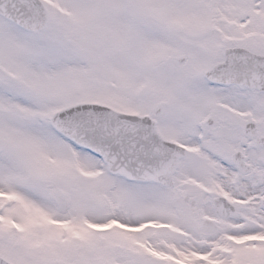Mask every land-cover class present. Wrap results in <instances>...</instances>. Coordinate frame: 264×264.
I'll return each mask as SVG.
<instances>
[{
    "label": "snow or ice",
    "instance_id": "snow-or-ice-1",
    "mask_svg": "<svg viewBox=\"0 0 264 264\" xmlns=\"http://www.w3.org/2000/svg\"><path fill=\"white\" fill-rule=\"evenodd\" d=\"M0 264H264V0H0Z\"/></svg>",
    "mask_w": 264,
    "mask_h": 264
}]
</instances>
